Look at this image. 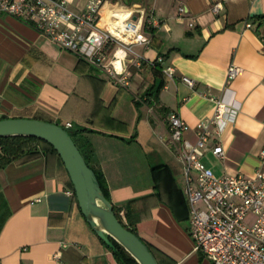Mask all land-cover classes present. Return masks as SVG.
Wrapping results in <instances>:
<instances>
[{
  "label": "crops",
  "instance_id": "1",
  "mask_svg": "<svg viewBox=\"0 0 264 264\" xmlns=\"http://www.w3.org/2000/svg\"><path fill=\"white\" fill-rule=\"evenodd\" d=\"M87 1L65 0L73 13ZM115 1L152 10L157 24L145 28L148 47H135L145 60L129 66L128 86L0 13V119L64 129L68 122L117 216L135 225L159 264H212L189 237L182 165L165 118L176 111L188 125L183 139L194 144L197 124L213 114L214 100L223 101L234 115L210 143L222 147L223 158L208 149L202 161L215 176L254 174L264 147V23L256 20L264 0ZM158 56L164 62L153 67ZM231 64L241 73L229 81ZM171 66L172 80L162 72ZM60 162L38 148L0 166V264H117L82 216Z\"/></svg>",
  "mask_w": 264,
  "mask_h": 264
},
{
  "label": "built area",
  "instance_id": "2",
  "mask_svg": "<svg viewBox=\"0 0 264 264\" xmlns=\"http://www.w3.org/2000/svg\"><path fill=\"white\" fill-rule=\"evenodd\" d=\"M106 6L107 13H102ZM221 7L215 3L211 10L218 13ZM185 12L184 7L178 8V17ZM0 13L23 21L121 86L129 84V66L139 67L145 60L135 51V47L149 45L145 28L157 25L152 10L120 5L115 0H88L78 13L70 11L65 0H0ZM192 26L193 22L189 23ZM245 26L250 28L251 24ZM163 62L158 56L150 65ZM162 72L172 80V66L163 67ZM240 73V67L228 65L226 79L231 81ZM181 80L189 87L193 85L187 77ZM214 101L213 114L194 130V144L183 139L188 125L176 111L168 112L165 118L168 144L182 165L189 237L194 250L212 264H264V147L252 176H215L202 157L209 149L215 158H223L222 147L210 143L223 125L232 121L234 112L223 101ZM65 125L70 126L68 122ZM57 257L55 254L51 259Z\"/></svg>",
  "mask_w": 264,
  "mask_h": 264
},
{
  "label": "water",
  "instance_id": "3",
  "mask_svg": "<svg viewBox=\"0 0 264 264\" xmlns=\"http://www.w3.org/2000/svg\"><path fill=\"white\" fill-rule=\"evenodd\" d=\"M63 127L39 119H0V138L31 137L53 147L69 177L76 204L91 230L105 246L113 243L126 251L137 264H157L138 235L128 231L116 218L111 202L102 193L94 172ZM113 241V243H111Z\"/></svg>",
  "mask_w": 264,
  "mask_h": 264
},
{
  "label": "trees",
  "instance_id": "4",
  "mask_svg": "<svg viewBox=\"0 0 264 264\" xmlns=\"http://www.w3.org/2000/svg\"><path fill=\"white\" fill-rule=\"evenodd\" d=\"M256 20L259 22V24L264 23V15L257 17ZM152 65L153 67L158 66V64H152ZM162 85L163 84L161 83L158 85L157 91H159ZM65 129L67 130V128ZM67 132H68L67 135L71 137L77 149L82 154V157L86 165L95 173L94 176H96L97 178L100 189L102 193L104 194L105 198L108 200L107 192H106V189H104L105 187L103 185L100 172L97 171V169L94 166H92L90 162H88L89 158L87 157V155H85V152H83L82 149H80V146L77 145L72 134L68 130ZM38 148H41V150L44 151L47 156H55V158L60 161L55 150H53V147H51L49 144L42 141L41 139L39 138L36 139V138H31V137H26V136L24 137L10 136L8 138H0V166L1 167L5 166L6 164L10 163L11 160H18L20 158H24L26 155L29 156L30 154L34 152V150H37ZM113 211L115 213L116 218L119 220L122 226H124L125 229H127L128 231L136 234V231L134 229L135 225H133L131 222H128V224L125 225L124 223L121 222L120 218L117 216L118 211L115 209H113ZM111 243H113V241ZM113 245L115 247V251H112L107 246L106 247L109 249V253L112 254V257L114 258L117 264H137L130 256H128V254L126 253L125 250H123V248H121L116 243H113ZM146 246L149 249V251L152 252V255H154L152 248H150L148 245ZM154 258L157 264H159L155 255H154Z\"/></svg>",
  "mask_w": 264,
  "mask_h": 264
},
{
  "label": "rangeland",
  "instance_id": "5",
  "mask_svg": "<svg viewBox=\"0 0 264 264\" xmlns=\"http://www.w3.org/2000/svg\"><path fill=\"white\" fill-rule=\"evenodd\" d=\"M71 134H72V132L71 131H69Z\"/></svg>",
  "mask_w": 264,
  "mask_h": 264
}]
</instances>
